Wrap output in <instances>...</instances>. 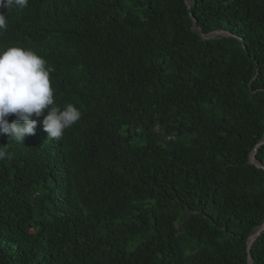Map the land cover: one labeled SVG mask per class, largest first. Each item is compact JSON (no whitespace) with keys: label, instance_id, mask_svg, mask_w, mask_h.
Masks as SVG:
<instances>
[{"label":"trees","instance_id":"obj_1","mask_svg":"<svg viewBox=\"0 0 264 264\" xmlns=\"http://www.w3.org/2000/svg\"><path fill=\"white\" fill-rule=\"evenodd\" d=\"M0 13V51L41 56L55 104L82 114L60 139L43 116L23 144L0 136V264H249L264 228V0ZM251 256L264 264V230Z\"/></svg>","mask_w":264,"mask_h":264},{"label":"clouds","instance_id":"obj_2","mask_svg":"<svg viewBox=\"0 0 264 264\" xmlns=\"http://www.w3.org/2000/svg\"><path fill=\"white\" fill-rule=\"evenodd\" d=\"M28 0H0V7L23 9ZM7 29V16L0 13V32ZM52 68L31 50L9 47L0 51V136L23 144L26 136L34 135L37 121L43 119L48 139H60L65 130L81 119L80 110L69 103L64 108L55 104L50 83ZM46 112V115H45ZM15 119L9 122L8 117ZM11 154L0 147V160Z\"/></svg>","mask_w":264,"mask_h":264},{"label":"water","instance_id":"obj_3","mask_svg":"<svg viewBox=\"0 0 264 264\" xmlns=\"http://www.w3.org/2000/svg\"><path fill=\"white\" fill-rule=\"evenodd\" d=\"M188 5L190 6V1H188ZM197 24H198V23H197V21L195 20V21H194V25H195L196 28H197ZM198 31H199L200 35H201L203 38H205V39H211V38H214V37L219 36V35H221V34L229 35V34H226V33H224V32H219V31H218V32H214V33L209 34V35H204V34L202 33L201 29H199ZM261 145H264V141H263L261 144H259L258 147H260ZM251 161H252V162H255V154L252 155V157H251ZM263 230H264V228L260 229V230L257 231L255 234L251 235L250 238H249V240H248V254H249L248 258H249V264H254V262H253V260H252V256H251L252 248H253L254 243H255L256 240L258 239V237L262 234Z\"/></svg>","mask_w":264,"mask_h":264},{"label":"rangeland","instance_id":"obj_4","mask_svg":"<svg viewBox=\"0 0 264 264\" xmlns=\"http://www.w3.org/2000/svg\"><path fill=\"white\" fill-rule=\"evenodd\" d=\"M256 162V161H255Z\"/></svg>","mask_w":264,"mask_h":264}]
</instances>
